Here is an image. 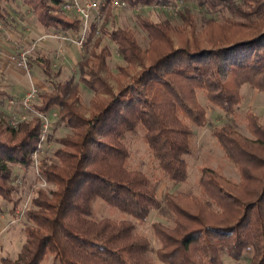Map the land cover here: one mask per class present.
<instances>
[{
    "label": "trees",
    "instance_id": "1",
    "mask_svg": "<svg viewBox=\"0 0 264 264\" xmlns=\"http://www.w3.org/2000/svg\"><path fill=\"white\" fill-rule=\"evenodd\" d=\"M18 1L44 30L81 33L83 21L69 18L64 10L67 0H0V25L10 26L8 6ZM113 1L107 0L110 7ZM117 1L131 10L193 2L211 17L202 36L187 8L179 12L181 26L141 17L147 49L132 30L109 31L105 25L99 29L91 21L84 47L101 33L94 41V49L101 50L79 62L80 82L93 93L88 105L74 78L57 81L61 71L54 72L51 57L32 61L52 85L32 106L46 117L57 113L46 144L59 147L42 161L39 180L49 188L33 191L23 217L25 241L19 254L3 257L1 263L225 264L230 259L264 264V122L258 115L245 116L249 136L230 124L212 129L240 179L202 167V196L165 191L160 197L161 182L130 167L125 142L128 134L140 129L165 180L174 185L189 181V158L195 152L190 123L199 128L210 125L198 91L206 93L213 108L230 116L241 104L245 85L264 92V0ZM105 38L124 62L117 75L110 69L113 54L103 46ZM43 126L38 116L16 127L0 119V216L4 202L16 217L23 186L17 184L14 169L33 167ZM58 126L68 134L56 138ZM97 202L133 220L98 218ZM154 211L168 221L151 224L156 247L137 230V223H147Z\"/></svg>",
    "mask_w": 264,
    "mask_h": 264
},
{
    "label": "rangeland",
    "instance_id": "2",
    "mask_svg": "<svg viewBox=\"0 0 264 264\" xmlns=\"http://www.w3.org/2000/svg\"><path fill=\"white\" fill-rule=\"evenodd\" d=\"M85 3L93 2L94 0H82ZM103 5V0H96ZM190 9L195 15L197 21V34L202 36V31L205 28V21L211 17L205 13L196 3L177 1L165 7H143L136 10H131L128 7H119L114 4L102 6L99 11L91 14V21L96 22L99 29L106 26L109 31L116 29L132 30L141 46L145 49L149 47V40L145 31L140 27V18L144 17L155 23L164 22L166 20L173 25L181 26L182 21L179 17V12L184 9ZM104 9V10H103ZM10 11V26L0 25V92L4 95L0 96V119L6 120L9 123L13 120L16 124L30 120L32 114L24 111L21 107L12 105L10 102L21 101L33 83L39 93L50 90V80L42 73V71L32 64V61L42 55H47L52 58V67L54 72L61 71V76L57 81L64 82L70 78H74L75 82L81 88V97L84 104L88 105L93 97V93L88 90L80 82L79 62L82 57H90L94 52L100 53V48L94 49V41H96L101 33H98L93 42L86 49L78 47L74 44H68L61 47V43L47 38L45 41L36 43L41 37L51 35L53 33L44 30L32 12L21 1L8 6ZM207 15V16H206ZM67 16L71 19L80 18L75 13H68ZM82 20V19H81ZM83 21V20H82ZM107 24V25H106ZM83 27V24H82ZM82 31V30H81ZM72 32H69V34ZM77 36L76 34H71ZM89 35V34H88ZM36 44L35 50L30 54V74L24 72L10 61L11 56L17 55L23 49L31 48ZM108 45L112 50V58L109 60L110 69L117 75L118 67L124 65V62L117 52L116 46L105 38L103 46ZM63 51V53H62ZM33 65V66H32ZM113 83V82H112ZM115 84V83H114ZM116 88V85H115ZM198 97L202 104L207 108L209 114L210 125L205 128L192 126L194 130L193 146L195 152L189 158L190 164V179L184 184H172L165 180L157 163L150 156L148 148L142 139V131L140 129L128 134L125 142L131 153L130 167L141 170L147 173L154 180L161 182L159 196L165 191L177 194H195L202 196V190L199 187V178L202 167H211L221 171L227 178L234 181H239L240 174L237 167L226 157L223 149L218 141L212 136L214 127L230 124L238 129L242 134L249 136L246 129L245 116L249 112L258 115L264 122V92L253 90L249 85L242 88V101L235 115L230 116L223 111L213 108L208 102L206 93L198 91ZM38 103V99L34 100ZM57 113L52 111L47 117L51 123L50 130H53L57 122ZM68 134V130L64 126H58L56 129V138L64 137ZM59 145L55 142L46 144L45 151L41 157V163L45 157L51 156ZM47 149V150H46ZM21 180L23 191L21 195V204L18 210L22 209L27 204L28 210L31 207V201L34 197L36 188L48 189L49 186L43 184L35 173V169H14ZM4 214L0 216V264L3 257L16 258L25 241V220H18L10 213V204L4 203ZM96 216L98 218H111L114 220H131L132 218L120 211L113 209L102 202H97ZM133 220V219H132ZM155 221L168 223L167 218L160 211H154L147 223H137V230L140 233L147 235L153 246L157 243L153 236L151 224ZM44 264H50L46 262ZM225 264H237L230 259L225 260Z\"/></svg>",
    "mask_w": 264,
    "mask_h": 264
},
{
    "label": "built area",
    "instance_id": "3",
    "mask_svg": "<svg viewBox=\"0 0 264 264\" xmlns=\"http://www.w3.org/2000/svg\"><path fill=\"white\" fill-rule=\"evenodd\" d=\"M103 1L104 3L102 6L105 7L106 5H109L107 3V0H103ZM112 4L119 6V7H125L124 3H121L117 0H114ZM102 6L100 2L96 0H94L93 2H87V3H85L82 0H67L66 4L64 5V10L67 13H75L79 15L80 18L83 20V27H82L81 33L77 35L76 37L71 35L73 33L65 34V35L53 33L51 35L41 37L39 41H37L36 43L45 41L47 38H51V39H54L60 42L62 44L61 47H63L64 45H68V44H74V45H77L78 47H84L87 41V38H88V34L90 32L91 14L95 11H99L100 8H102ZM35 48H36V44L32 45L31 48L23 49L21 52L17 53V55L11 56L10 61L14 63L17 67L21 68L24 72H27L28 74H30V65H29L30 54L35 50ZM31 84H32L31 89L28 91V93L25 95V97L21 101L18 102V101L13 100L10 103L12 105L21 107L24 111L28 112L29 115L32 114V117L38 116L44 120L41 140H40L37 150L33 153V167H32L33 169H35V173L37 177L41 178L40 168L42 166V163H41L40 157L45 152V146H46V142L48 139V133L50 131L51 123L48 117L41 115L40 113L36 112L35 109L33 108L32 105L34 103V100L37 98L39 91L37 90V88L35 87L33 83ZM24 121L26 120L24 119ZM10 123L14 127H16L19 124V123L16 124V122H14L13 120ZM16 182L17 184H21V180L19 179H17ZM41 182L47 185L45 181L41 180ZM26 209H27V204L23 206L22 209L16 211L15 218H17L18 220H21L24 217L25 212L27 211Z\"/></svg>",
    "mask_w": 264,
    "mask_h": 264
}]
</instances>
